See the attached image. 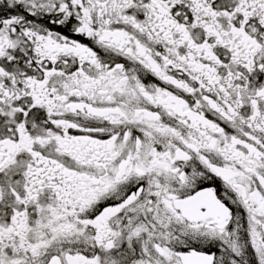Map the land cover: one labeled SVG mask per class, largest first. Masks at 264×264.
Instances as JSON below:
<instances>
[{
    "label": "snow or ice",
    "instance_id": "1",
    "mask_svg": "<svg viewBox=\"0 0 264 264\" xmlns=\"http://www.w3.org/2000/svg\"><path fill=\"white\" fill-rule=\"evenodd\" d=\"M0 264H264V0H0Z\"/></svg>",
    "mask_w": 264,
    "mask_h": 264
}]
</instances>
